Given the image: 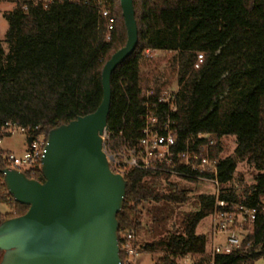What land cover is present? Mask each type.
Wrapping results in <instances>:
<instances>
[{"label":"trees","instance_id":"obj_1","mask_svg":"<svg viewBox=\"0 0 264 264\" xmlns=\"http://www.w3.org/2000/svg\"><path fill=\"white\" fill-rule=\"evenodd\" d=\"M2 1L16 7L5 15L7 51L0 41V142L12 135L7 124L38 127L37 135L48 136L61 125L94 113L103 100V68L128 39L120 0H52L48 9L32 0ZM134 9L138 46L111 77L107 123L111 141H118L121 133L137 141L147 105L152 110L161 89L171 86L158 83L153 87L156 95L146 98L149 88L142 71L156 66L150 74L154 76L161 63L145 60V53H174L179 91L173 117L178 137L214 138L220 190L217 195H199V211L186 215L179 231L140 247L143 205L181 206L191 196L170 177L127 173L126 197L118 215L119 241L133 232L141 254L158 255L155 264H181L190 254L203 258L208 241L197 228L214 214L217 201H225L255 207L258 214L241 246L217 255L215 264H255L264 258V0H134ZM105 10L114 20L110 31L102 17ZM198 55L204 60L195 69ZM225 138H235L236 145L227 158L222 157ZM5 154L0 147V170L6 169ZM240 163L254 170L252 186L235 180ZM26 176L44 182L41 170ZM0 178V204L10 210L0 214L1 224L25 215L29 208L12 199L1 173ZM156 212L154 208V222L164 223L167 217ZM2 255L0 251V261ZM120 257L124 264L122 252Z\"/></svg>","mask_w":264,"mask_h":264},{"label":"water","instance_id":"obj_2","mask_svg":"<svg viewBox=\"0 0 264 264\" xmlns=\"http://www.w3.org/2000/svg\"><path fill=\"white\" fill-rule=\"evenodd\" d=\"M120 5L128 39L103 68L101 105L49 132L43 183L17 170H0L8 194L29 208L0 224V264H122L118 215L127 182L112 171L103 135L108 130L111 77L135 52L139 31L134 0H120Z\"/></svg>","mask_w":264,"mask_h":264},{"label":"built area","instance_id":"obj_3","mask_svg":"<svg viewBox=\"0 0 264 264\" xmlns=\"http://www.w3.org/2000/svg\"><path fill=\"white\" fill-rule=\"evenodd\" d=\"M52 0H32L34 5L48 9ZM69 1V0H66ZM27 10V6L23 7ZM102 17L108 22V31L112 29L113 18L108 10L102 12ZM151 58L159 52L147 51ZM203 55H198L195 69L203 63ZM179 89L167 87L161 89L157 97V105L142 116L141 137L135 141L119 135V140L111 141L108 130L103 135V148L110 167L116 174L123 177L131 171L151 172L194 182H208L215 187V194L220 190L218 179V159L214 157L216 141L208 134L189 135L184 140L179 139L176 122L173 115L177 112L176 96ZM146 98H153L154 88H149ZM6 129L20 133L32 142L27 151L19 157L6 153L4 163L6 169L17 170L21 173L34 175L41 170L42 159L48 142V136L37 135L38 127H20L7 124ZM1 143V142H0ZM258 209L245 205L229 204L217 201L213 217V245L203 258L187 255L181 264H215L217 255H227L241 246L242 236L247 235L257 219ZM221 238L223 244H214L215 239ZM135 235L129 232L123 236L120 243V253L125 255L124 264H137L141 253L134 244ZM204 259V260H203ZM123 264V262H122Z\"/></svg>","mask_w":264,"mask_h":264},{"label":"rangeland","instance_id":"obj_4","mask_svg":"<svg viewBox=\"0 0 264 264\" xmlns=\"http://www.w3.org/2000/svg\"><path fill=\"white\" fill-rule=\"evenodd\" d=\"M16 4L13 2L2 1L0 2V41L2 42L3 48L7 51V45L5 43L6 34L9 29L5 15L12 10H14ZM176 55L174 53H158L155 54L152 58L147 56L145 53V60H156L161 63L157 67L155 75H150L153 72V69L156 66H152L150 70L143 69L142 73L144 75V83L147 85V88H153L155 85L162 83L171 84L170 87L175 88L177 86V78L173 69V64ZM224 147L223 158H227L233 155L235 150V138H225L222 141ZM1 147L5 151H9L16 156H23L27 151L28 143L27 138L23 134L14 133L10 137L4 138L2 140ZM254 170L245 163H240L235 175L236 181H243L247 186H252L254 184ZM171 182L177 184L180 190L188 191L191 196V200L181 206H172L166 203L162 204H146L143 205L142 213V223L143 228L137 235V240L139 246L142 247L146 243H150L154 240H158L161 237L165 236L167 233H173L179 231L181 228V222L186 215L192 212L199 211V205L197 203V197L202 194L214 195L216 190L215 187L208 182H189L183 179L172 178ZM1 184V178H0ZM165 190V186L163 188ZM156 208V214L160 217H167V220L163 223L154 222L153 209ZM9 207L5 204H0V214L9 213ZM212 226H213V217H208L204 219L197 228V234L205 236L208 241L207 253L210 252L213 245V236H212ZM224 241L221 238H217L214 241V244H223ZM158 255L150 254H141L137 260V264H155ZM255 264H264V258L259 259Z\"/></svg>","mask_w":264,"mask_h":264},{"label":"crops","instance_id":"obj_5","mask_svg":"<svg viewBox=\"0 0 264 264\" xmlns=\"http://www.w3.org/2000/svg\"><path fill=\"white\" fill-rule=\"evenodd\" d=\"M159 53H160V52H159ZM1 145H2V142L0 143V147H1ZM1 149H2L5 153H11V152H9L8 150L5 151L2 147H1Z\"/></svg>","mask_w":264,"mask_h":264}]
</instances>
